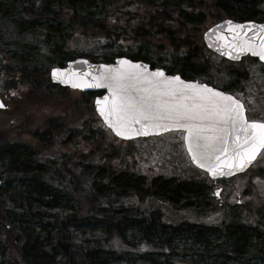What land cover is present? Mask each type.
<instances>
[{"label": "trees", "instance_id": "16d2710c", "mask_svg": "<svg viewBox=\"0 0 264 264\" xmlns=\"http://www.w3.org/2000/svg\"><path fill=\"white\" fill-rule=\"evenodd\" d=\"M227 17L262 22L264 0H0V94L17 98L13 112L0 110L12 115L0 119V264H131V254L177 264L167 248L183 237L203 264L264 263V206L253 222L241 214L217 229L160 223L164 198L194 205L205 187L134 171L94 93L71 101L70 121L45 103L66 90L50 68L75 57L124 56L210 84L222 59L202 34ZM240 63L225 68L234 82L246 78Z\"/></svg>", "mask_w": 264, "mask_h": 264}, {"label": "snow or ice", "instance_id": "6c2138e0", "mask_svg": "<svg viewBox=\"0 0 264 264\" xmlns=\"http://www.w3.org/2000/svg\"><path fill=\"white\" fill-rule=\"evenodd\" d=\"M226 23L233 32L232 42L220 34L217 39L264 61V25H250L258 34L249 37L235 31H247L243 25ZM118 65H101L103 71L93 76L95 83L72 81L73 87H107L109 94L96 100L97 110L118 136L183 130L193 161L211 175H223L222 166L247 167L264 150V120L248 119L239 100L207 85L165 76L160 70L148 73L146 66L127 60ZM58 71L53 69L54 78Z\"/></svg>", "mask_w": 264, "mask_h": 264}, {"label": "rangeland", "instance_id": "374dc122", "mask_svg": "<svg viewBox=\"0 0 264 264\" xmlns=\"http://www.w3.org/2000/svg\"><path fill=\"white\" fill-rule=\"evenodd\" d=\"M212 25L208 26L204 32ZM219 58L222 59L221 57ZM241 62V66L240 64L234 65H236L235 68H239L243 73H246L245 79L235 82L230 80L225 68L234 69V66L231 67L229 61L222 59L221 62L215 64V67H221L223 69L220 70L217 68L218 74L212 76L213 82L210 84L220 89L225 88L232 91L240 90L244 95V99H250L254 104L257 101L264 102V66L254 59H244ZM62 93L63 95L53 92L55 98L48 97L46 99L49 100L45 103L52 102L51 106L60 108V113H67L66 115L70 113V116L67 118L70 121L72 119L70 103L73 99H82V97L78 96V94L69 93L68 90L62 91ZM0 97L6 105V108L0 110L4 113L13 112L17 107L15 102L17 98L12 99L9 94L4 93H1ZM24 99L22 105L25 104ZM37 99L43 98L40 96ZM27 103L26 101V104ZM87 117L90 119L88 115H86V118ZM1 118L11 120L12 115H3L0 113V119ZM115 143L122 153H126L122 155L126 157L132 169L140 175L143 174L142 176L149 178L151 176H175L178 180L199 181L209 185L210 189L207 188V190H209L210 194L208 193V196L210 197H207L204 203H194V205H186L181 208L172 207L173 204L171 202H167L165 199L162 200L165 203L161 204L160 210L162 215L160 217V223L162 221L166 223L198 222L204 227L217 229L221 221H236L238 215L240 216L241 214H248L249 219L253 222V215H257V211L260 207L264 206V152L259 155L257 160L253 163L252 168L247 172L223 184V187L228 189L229 194L227 196H224V191L226 190H221L220 194L217 196L214 195V192L220 184L211 183L208 181L207 177L196 172L185 162V153L176 143V138L169 136L163 140H155L148 137H138L129 142H121L118 140ZM181 240L183 241L175 239L173 243L169 245L167 248L169 257L173 258L177 264H203L196 257L201 249L189 240H185V237L181 238ZM157 245L161 246L162 244L157 243ZM130 256L132 260L131 264H154L150 263L143 256L136 254H131ZM157 256L158 258L155 259L157 263L155 264H162V257H159L160 254ZM122 264L127 263L123 261ZM215 264L238 263L230 259H221L217 260ZM250 264L264 263L256 261Z\"/></svg>", "mask_w": 264, "mask_h": 264}, {"label": "water", "instance_id": "95a60500", "mask_svg": "<svg viewBox=\"0 0 264 264\" xmlns=\"http://www.w3.org/2000/svg\"><path fill=\"white\" fill-rule=\"evenodd\" d=\"M227 21H231L232 25H243L245 27V29H247V31H242L241 29L237 28L235 29L236 32H240L241 35H247L249 37L253 36V33H257V28L256 27H250L251 26H258V25H264V22H256V21H252V20H248V21H237L231 18H226L214 25H212L211 27H209L203 34V40L204 43L206 45V47L211 50L214 51L215 53L221 55L222 57L232 60V61H238L240 60L243 56L249 55L251 57L257 58L260 62L264 63V61H261L259 59L258 56L253 55L251 52H241L237 47H235L234 43L232 46H227L226 41L224 39L218 40L217 39V35L220 34L223 37H226L227 42H232V37H233V32L229 31V24L226 23ZM218 26V27H217ZM211 29V31H209ZM258 34V33H257ZM255 43L258 45L259 44V40H256ZM120 60H127L130 61L132 64H138L141 66H146V71L148 73L151 72H155L157 70H160L164 73L165 76H169V77H174V76H179L181 80L184 81H189V82H194L197 84H202V85H207L209 88H213L218 92H222L225 93L211 85H208L204 82H200L198 80H189V79H185L183 77H181L179 74H171V73H166L164 69L159 68V67H151L148 63L141 61V60H131L127 57H123V56H119L114 58V60L110 63H104V62H91L88 59L84 58V57H77L74 58L72 60H69L66 62V64L64 66H54L49 70V77L52 83L54 84H58L61 87H67L70 89H78L80 91L83 92H96V91H100L101 94L96 95L94 97V101H93V105L95 108V112L97 113L98 117L101 119L102 123L104 124L105 127H107L112 135H114L115 137H117L118 139L121 140H131V139H135L138 137H147V136H151V135H159L161 133L170 131V130H175V129H167L164 131H159V130H149L147 132V134H131V135H127V136H118L116 134L115 131H113V129L111 127H109V125L105 122V118L102 117L99 113V111L97 110V105H96V100L98 98L102 99L105 95H108V89L107 87H73L72 86V81H75L77 83H95V81H93V76H98L103 69L100 67L101 65H112L114 67H118V61ZM86 62V63H85ZM53 69H57L60 70L57 72V78L53 77ZM66 70V71H65ZM90 73L89 75H84V73ZM82 77V79H81ZM68 81V82H66ZM227 95L232 96L234 99H236L233 95L229 94V93H225ZM0 109H3L5 107V104L2 100V98L0 97ZM185 143V141H184ZM185 147H186V151L187 154L189 156L190 161L199 169L205 171L207 173V175L211 178V179H216V178H229L232 177L234 175L237 174H241L243 172H245L252 163H250L247 167L244 168H228L226 166H222L221 170L223 171V175H211L208 171V169L202 168L199 165V162H194L192 155L189 153L188 151V146L185 143ZM259 155V154H258ZM257 155V156H258ZM257 158V157H256Z\"/></svg>", "mask_w": 264, "mask_h": 264}, {"label": "flooded vegetation", "instance_id": "af4514ba", "mask_svg": "<svg viewBox=\"0 0 264 264\" xmlns=\"http://www.w3.org/2000/svg\"><path fill=\"white\" fill-rule=\"evenodd\" d=\"M61 88H64L66 90H68L69 93H74V94H78V96L82 97V99H88V92H81L79 90H76V89H69V88H65V87H61ZM224 92H227V93H230L232 94L235 98H237V100H239L244 106H245V109H246V116L248 119H257V120H264V102H256L255 104L253 103V101H250V99H244V95L243 93L240 91V90H229V89H222ZM185 133L183 130H170V131H167V132H164V133H161L159 135H154V136H150L148 138H153L155 140H163L165 139L166 137H173V138H176V143L179 145L180 149L185 153V156H184V159H185V162L192 168L194 169L196 172L200 173L201 175H204L205 177H207L206 173L201 171L200 169H198L197 167H195L191 161L189 160V157H188V154L186 152V147H185V143H184V137ZM182 147V148H181ZM264 150L261 151V153H263ZM261 153L259 155H261ZM259 157V156H258ZM257 157V158H258ZM256 158V160H257ZM255 160V161H256ZM143 175V174H142ZM155 177H160L162 179H171L173 180L175 183H179V182H187V183H197V184H201L203 187H205V196L203 198V203L205 202V199L207 197H210L208 196V193H209V185H206L204 183H201L199 181H191V180H178L176 179L175 176H170V177H162V176H151L150 177V180L152 181L153 178ZM235 177H232V178H228V179H224V178H218V179H210L207 177L208 181H210L211 183L213 184H220L215 192H214V195H219L221 190H226L224 191V196H227L229 194L228 192V189L224 188L223 187V184H226L227 181H230L231 179H233ZM150 181V182H151ZM222 183V184H221ZM210 194V193H209ZM163 198V197H161ZM165 200H167L166 198H164ZM199 203V201H198ZM208 203V202H207Z\"/></svg>", "mask_w": 264, "mask_h": 264}]
</instances>
